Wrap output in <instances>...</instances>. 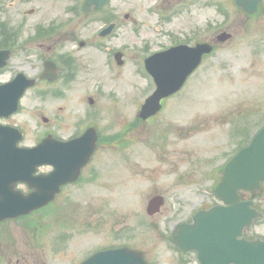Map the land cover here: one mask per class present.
<instances>
[{
  "label": "rangeland",
  "instance_id": "rangeland-1",
  "mask_svg": "<svg viewBox=\"0 0 264 264\" xmlns=\"http://www.w3.org/2000/svg\"><path fill=\"white\" fill-rule=\"evenodd\" d=\"M207 1L112 0L111 5L116 7L119 17L123 19L128 14L134 28L139 25L142 30L155 25L158 13L177 8H182V13L174 16L167 28L189 30L198 20L200 24L210 20L213 27L217 26L223 20L217 14V5L222 2L230 15L225 28L233 31L234 37L206 61L185 87L180 100L168 102L169 115L166 120L164 115L160 117L158 129L150 127L151 123L134 131L136 151L132 149L129 164L120 161L114 147L103 150L102 165H98L100 175L86 187L69 189L56 201V210L47 212L44 218L46 214L32 215L1 225L0 264H80L93 251L120 244L148 251L154 264H178L179 254L169 240L170 235L192 209L215 202V197L206 192L211 182L207 176L203 177L209 173L204 166L188 180L189 187L196 189L194 193L173 188L172 182L184 169L190 168L193 160L203 163L213 155L214 164H221L236 150V145L246 144L264 124V48L254 54L253 45L245 43L247 37L241 18L230 0L229 3L212 0V7L205 6ZM65 2L13 0L10 7L8 4L12 2L4 1L5 11L0 10V14L13 26L21 23L24 28H30L36 22L55 16L63 20ZM31 8H35L36 13L23 14ZM125 28L129 30L131 25L127 23ZM221 29L224 27H216L211 32L215 34ZM259 52L262 53L258 55ZM133 80L134 91L143 92L145 82L137 76ZM36 103V100L29 101L28 107ZM238 112L244 115L246 134L243 138L237 137L229 124H225ZM162 131L169 133L168 147L161 146L160 139L150 142L151 136L157 137ZM214 175L216 178V173ZM156 195L163 196L165 204L158 216L149 217L147 204ZM258 202L264 208V195ZM37 219L43 225L33 227V231L24 225L33 226ZM252 232L264 236V218ZM63 237L68 241L58 243L56 248L57 239ZM188 261L197 264L193 256Z\"/></svg>",
  "mask_w": 264,
  "mask_h": 264
},
{
  "label": "flooded vegetation",
  "instance_id": "flooded-vegetation-1",
  "mask_svg": "<svg viewBox=\"0 0 264 264\" xmlns=\"http://www.w3.org/2000/svg\"><path fill=\"white\" fill-rule=\"evenodd\" d=\"M263 11L264 0L260 4L258 14ZM82 15L79 21L80 29L50 30L43 42L37 44L33 41V47L38 46L44 52L43 60L53 62L54 66L48 71V77L38 81L28 92L35 91L37 97L46 102L44 136L69 142L83 135L88 129L94 131L97 136L95 151L91 156V159H94L101 154L103 128L110 126L114 132L119 128H125L127 131L133 129L132 108L129 110V118L123 116L121 111L126 105L124 88L127 81H131L135 76V64L133 46L126 44L127 39H124L123 34L117 33L119 23L116 12ZM111 23H114L116 28L109 36L100 37V31ZM96 25L99 26L98 29L91 28ZM78 34L82 35L77 41ZM125 35L128 36L127 33ZM176 35L177 32L163 29H158L154 33L146 31L142 37V48L148 53L146 57L151 55L149 53L151 47H156L155 51H161L181 44L176 40ZM193 36L190 40L191 45L199 42L195 32ZM118 41L124 43L116 44ZM119 53L121 56L117 58L116 55ZM146 57L141 59V56H138L137 71L140 73L145 72L141 64ZM37 59L38 55L33 54L31 69H37L35 66ZM136 75L139 73L136 72ZM33 76L38 78L39 74ZM130 95L129 100L132 99ZM31 99L33 94L29 100ZM28 122L24 120L20 124H9L15 125L26 135L25 128L30 127ZM24 146L32 147L33 143ZM50 170L48 167L47 171ZM21 187L28 192L25 186Z\"/></svg>",
  "mask_w": 264,
  "mask_h": 264
},
{
  "label": "water",
  "instance_id": "water-1",
  "mask_svg": "<svg viewBox=\"0 0 264 264\" xmlns=\"http://www.w3.org/2000/svg\"><path fill=\"white\" fill-rule=\"evenodd\" d=\"M102 2L103 0H96ZM239 5V0H236ZM94 3V0L92 1ZM246 8L252 9L253 3L245 4ZM195 60V64L198 62ZM169 85L158 84L156 93L150 98L145 106L149 114L154 113L160 97L165 95ZM264 180V130L253 140L250 147L243 150L229 165L226 176L219 186L218 195L229 204V211L215 208L210 212H201L195 217V223L188 227H182L176 239L181 242H191L193 245H186L198 251V259L202 264H264V243L260 241L247 242L238 241L237 236L242 230L248 227L257 213L250 208L251 202H239L238 198L232 194V190L242 188L254 192L259 189V183ZM57 184L65 181L55 180ZM45 190V188H37ZM57 189H52L47 193H33V196H12L5 204H0V221L24 215L32 210L38 209L49 201L53 200ZM159 202L154 203V207ZM244 212V217L235 221L228 217ZM215 217L218 222H213ZM183 234V235H182ZM181 235V236H180ZM228 238V239H226ZM224 259V260H222ZM90 264H146L141 255L127 249L101 253L93 257Z\"/></svg>",
  "mask_w": 264,
  "mask_h": 264
}]
</instances>
